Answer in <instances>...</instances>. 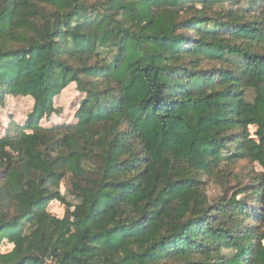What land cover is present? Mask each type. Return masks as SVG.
I'll use <instances>...</instances> for the list:
<instances>
[{
	"label": "trees",
	"instance_id": "1",
	"mask_svg": "<svg viewBox=\"0 0 264 264\" xmlns=\"http://www.w3.org/2000/svg\"><path fill=\"white\" fill-rule=\"evenodd\" d=\"M226 1L0 0V106L33 101L0 137V264H264V173L202 192L225 162L264 168V0ZM71 84L78 123L39 126Z\"/></svg>",
	"mask_w": 264,
	"mask_h": 264
},
{
	"label": "rangeland",
	"instance_id": "2",
	"mask_svg": "<svg viewBox=\"0 0 264 264\" xmlns=\"http://www.w3.org/2000/svg\"><path fill=\"white\" fill-rule=\"evenodd\" d=\"M254 0H227L225 4L217 7L215 10L234 11L236 14H246V11L251 10ZM259 14L256 11L255 15ZM254 97L253 90H248L247 99L252 101ZM84 96L80 94L75 84H71L55 98L54 104L58 114H53L47 119H43L39 126L51 129L56 126L69 125L74 126L78 123L76 113L79 109L80 102ZM33 101L31 98L9 97L6 99L3 106H0V137L9 135L17 138L22 132V127L26 124L28 114L32 111ZM256 129L250 128V133L253 136ZM30 133L31 131H28ZM235 149V144H230V151ZM264 173V168L258 163H252L248 159L239 160L235 163L232 161L225 162L220 166V169L213 176H203L202 192L206 193L209 204L219 201L225 196H234L244 185L250 184V180L256 175ZM60 193L64 197L63 202L53 201L48 207V212L57 217L63 218L68 210L67 205H75L77 201L71 195V185L69 179H66L60 187ZM238 196V199L242 198ZM251 197V196H250ZM250 197H247L249 201ZM252 210L253 202L249 204ZM255 227L254 221H250L247 225ZM253 224V225H251ZM8 247H4L5 252ZM230 250H223L224 254H229Z\"/></svg>",
	"mask_w": 264,
	"mask_h": 264
}]
</instances>
